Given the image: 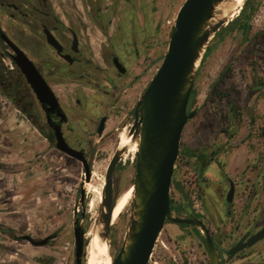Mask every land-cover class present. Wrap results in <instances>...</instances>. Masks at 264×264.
<instances>
[{
	"label": "rangeland",
	"instance_id": "rangeland-1",
	"mask_svg": "<svg viewBox=\"0 0 264 264\" xmlns=\"http://www.w3.org/2000/svg\"><path fill=\"white\" fill-rule=\"evenodd\" d=\"M185 1L50 0L53 12L80 33L87 56L103 73L109 71L105 63L111 53L120 55L128 68L124 99L130 109L136 107L124 124L123 116L114 114L104 137L91 134L89 181L83 164L58 150L35 125L30 114L37 103L26 86L18 87L23 82L16 66L0 46V77L22 106L33 104L27 115L0 88V264H76V228L86 231L88 244L89 229L104 219V200L87 191L86 183L101 187L105 178L106 184L117 134L134 125L137 103L162 65ZM242 10L233 18L216 12L210 23L213 35L193 76L188 106L195 116L182 134L171 192L174 207L190 205L213 234L220 228L224 241L219 262L232 243L264 222V0H245ZM244 23L247 33L239 28ZM78 127L79 138L90 135L87 127ZM136 155L120 158L112 174L114 199L122 188L135 184ZM230 181L236 186L232 203L227 201ZM134 214L135 202L130 201L110 228L114 257L132 232ZM27 237L48 242L39 246ZM160 241L156 262L181 264L187 256L192 264H212L196 227L168 222ZM241 263L264 264V241L226 261Z\"/></svg>",
	"mask_w": 264,
	"mask_h": 264
},
{
	"label": "water",
	"instance_id": "water-1",
	"mask_svg": "<svg viewBox=\"0 0 264 264\" xmlns=\"http://www.w3.org/2000/svg\"><path fill=\"white\" fill-rule=\"evenodd\" d=\"M218 1L220 0H186L184 2L177 14L175 31L171 36L162 65L137 105L136 122L132 132L138 131L141 135V145L136 155L134 184L137 195L135 210H138V220L135 221L133 217L132 232L128 238L130 243L127 248H125L126 243L124 244L120 253L113 257L112 264H149L156 241L167 221L203 228L213 264H220L216 246L206 226L198 219L178 217L171 208L174 166L180 155L182 134L187 123L195 116V112L188 113L193 90V76L196 71L194 66L200 49L204 46L206 49L210 40L211 33L209 27L206 29V25L215 14L214 6ZM48 35L49 42L60 51L61 47L56 40L50 33ZM3 38L13 49L15 55L12 58L38 101L44 107L48 105L53 110L59 108L54 91L34 62L9 38L5 35ZM115 63L120 72H125L117 59ZM103 122L99 128L100 134L103 131ZM55 134L57 149L80 161L89 181L92 170L84 151L72 148L65 140L60 128H55ZM119 161V154H115L106 173L104 205L110 212L103 215L106 222L110 220L114 205L112 174ZM234 194L235 184L231 182L228 202L233 201ZM248 237L249 233L229 251V254L234 255L263 239L264 228L244 243ZM85 238L86 231L78 226L76 228V264H84L87 257ZM27 239L39 246L48 242V239L39 242L33 241L30 237ZM217 239L220 240L219 232H217ZM184 264L189 263L185 260Z\"/></svg>",
	"mask_w": 264,
	"mask_h": 264
},
{
	"label": "flooded vegetation",
	"instance_id": "flooded-vegetation-1",
	"mask_svg": "<svg viewBox=\"0 0 264 264\" xmlns=\"http://www.w3.org/2000/svg\"><path fill=\"white\" fill-rule=\"evenodd\" d=\"M48 33L53 36L58 43V46L61 47L60 51L49 42ZM3 35L9 38L34 62L39 72L54 91L58 99L59 108L53 110L48 105L44 107L38 101L35 93L27 83L25 76L16 66L12 58L15 53L5 41ZM0 46L4 48L1 51V54L3 56L6 55L15 64L19 77L21 78L20 80L23 82L21 85L27 87L37 103L38 107L32 114H30L35 125H37L42 132L47 133L48 138L54 141L55 144H57L55 128H60L67 143L74 149L84 151L87 161L92 153L91 146L93 144V136H91V134L97 135L100 138L104 137L111 117L114 114H121L123 116L121 123L124 124L129 120L127 118H129L131 110H134L136 107L134 106L130 109L129 104L127 103L128 100L124 99V93H126L127 90L124 88L126 81L123 79L128 75V68L123 58L120 55L111 53L109 58H106L108 65L104 60L105 68L109 71L103 73L102 67L99 64L92 62L87 56L83 42L80 39V33L75 31L69 24L64 23L62 17H59L53 12L50 0H0ZM109 47L110 45H107V48ZM115 59L118 60L125 72L119 71ZM91 70L96 72H92ZM150 83L151 82L148 83L143 92L146 91ZM6 84L7 81L1 80L0 77V88L3 89L2 91L12 95L13 99L18 101L15 97L16 95L9 91L10 89H8ZM74 85L75 87H73ZM83 85H86L88 88L83 87ZM125 85L127 86V83ZM91 87L94 89L93 93L90 95L87 91L88 89H91ZM128 96L129 95H126V97ZM32 105L28 106L33 108ZM28 106H24L27 111ZM188 113H190L189 109ZM132 119L135 124V114ZM102 121H104L103 131L100 134L99 128ZM80 125L88 128V133L90 135H86L85 139H81L77 136L79 132L78 126ZM126 126H131L130 130L132 131L134 125L127 124ZM116 130L119 129L117 128ZM117 153L118 152H116V154ZM124 156L125 153L121 159L124 158ZM197 180L198 181L196 182L200 183V173H198ZM231 182L232 181H230V184ZM171 208L179 217L200 220L210 231L205 218L196 213L190 205L174 207L171 196ZM168 222L183 228H188L190 226L196 227L201 235H203L205 244L210 253L206 234H203L205 233L203 228L189 224L173 223L170 221H167L166 224H168ZM263 228L264 222L254 231H247L238 240L232 243L226 251L227 260L234 261L235 258L245 250L255 247L263 242L264 238L256 242L253 246L247 247L234 255L229 254V251L241 239H243L245 235L249 233V237L244 243ZM217 232L220 233V240L217 239ZM161 236L162 234L158 239V245L154 246L153 252L156 251L159 246H163V241H160ZM210 237L216 246L219 256V246L224 241L220 228L216 227L215 234L210 231ZM223 257L224 256H222V259L220 260V264H226L227 260ZM185 260H187L189 264H192L190 258L187 256L183 259L181 264H184ZM157 264L167 263L157 262Z\"/></svg>",
	"mask_w": 264,
	"mask_h": 264
},
{
	"label": "bare ground",
	"instance_id": "bare-ground-1",
	"mask_svg": "<svg viewBox=\"0 0 264 264\" xmlns=\"http://www.w3.org/2000/svg\"><path fill=\"white\" fill-rule=\"evenodd\" d=\"M244 1L245 0H220L214 6V13L222 11L223 15L229 14L228 16L230 18H233L234 16H236L238 13L241 12ZM220 18L222 19V17ZM223 19L226 20V18ZM212 20L213 18L207 22L206 29L210 27V23ZM205 50H206L205 46L200 49L199 55L195 62L194 69H197L200 66L201 61L205 54ZM130 129L131 126H126L118 133L117 154H119L120 158L123 156L124 153L126 157L128 154L138 153L140 149L141 135L138 131L132 132ZM94 177H97L96 172L93 173L92 180L94 179ZM91 182L86 183L85 189H87V191H92L96 193L99 199H101L103 203L104 200L103 189L105 184V178H103L101 187H96L92 185ZM116 195H115L116 198L114 199L115 203L113 205L109 222H106V220L103 219V221L99 225H97L95 228L89 229L87 233V237L89 241L87 244V252H86L87 257L85 260V264L113 263L114 253L112 250L109 229L111 228L112 225L113 226L116 225L118 219L120 218V215L123 213V211L127 207L128 203H130V201L137 202L135 185L131 184L126 186L125 188H122ZM137 212L138 210L136 209L134 214L135 221L138 220ZM108 213L110 212L108 211V208L104 205L103 215L105 216ZM129 243L130 240L126 242L125 248L128 247Z\"/></svg>",
	"mask_w": 264,
	"mask_h": 264
},
{
	"label": "trees",
	"instance_id": "trees-1",
	"mask_svg": "<svg viewBox=\"0 0 264 264\" xmlns=\"http://www.w3.org/2000/svg\"><path fill=\"white\" fill-rule=\"evenodd\" d=\"M245 13H246V8L244 7V9H243L242 12H241V15H243V14H245ZM241 15H240V16H241ZM240 20H241L240 17H239L238 19H235V20L232 22L231 26L234 25V24H236V23H238V22H240ZM248 27H249L248 23H244V24L240 25L239 28H241L242 30H244L245 33H247V32H248V29H247ZM174 31H175V28H174V30H173V33H174ZM173 33H172V34H173ZM1 80L5 81L6 79H4V77L2 76V77H1ZM18 87H19V88H23L24 85H19ZM2 90H3V89H2ZM3 92H4V91H3ZM4 94H6V96H8L10 99H12L13 102L17 105V107H18L20 110H22L25 114L28 115V111L26 110V108H24V106H22L18 101L14 100L13 97H12V95H10V94H8V93H5V92H4ZM28 105H32V104H30V102H28ZM46 137H48V136H46Z\"/></svg>",
	"mask_w": 264,
	"mask_h": 264
},
{
	"label": "built area",
	"instance_id": "built-area-1",
	"mask_svg": "<svg viewBox=\"0 0 264 264\" xmlns=\"http://www.w3.org/2000/svg\"><path fill=\"white\" fill-rule=\"evenodd\" d=\"M178 169V165H177V162H176V164H175V166H174V172L176 171ZM171 191H172V189H171ZM196 208V207H195ZM162 234V233H161ZM160 237V236H159ZM159 237H158V239H159ZM157 239V241H156V244H155V246H157L158 245V240ZM155 249H156V247H155ZM155 251L151 254V256H150V261H149V264H157V262L156 261H154V259H155Z\"/></svg>",
	"mask_w": 264,
	"mask_h": 264
}]
</instances>
